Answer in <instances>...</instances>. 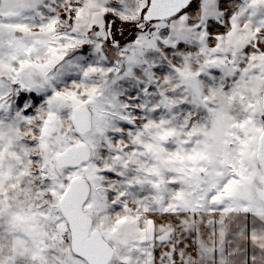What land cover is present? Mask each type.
<instances>
[{
	"label": "snow or ice",
	"instance_id": "6c2138e0",
	"mask_svg": "<svg viewBox=\"0 0 264 264\" xmlns=\"http://www.w3.org/2000/svg\"><path fill=\"white\" fill-rule=\"evenodd\" d=\"M0 264H264V0H0Z\"/></svg>",
	"mask_w": 264,
	"mask_h": 264
}]
</instances>
